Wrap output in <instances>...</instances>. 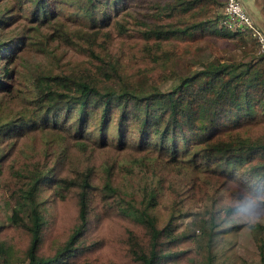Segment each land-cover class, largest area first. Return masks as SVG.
<instances>
[{"label": "trees", "instance_id": "1", "mask_svg": "<svg viewBox=\"0 0 264 264\" xmlns=\"http://www.w3.org/2000/svg\"><path fill=\"white\" fill-rule=\"evenodd\" d=\"M136 1L78 0L89 24L63 35L66 54L87 61L79 71L64 69L58 47L53 65H34L45 35L3 39L26 26L9 8L0 12V206L10 210L0 211V264H216L215 239L240 227L221 224L212 210L180 231L175 184L184 165L208 191L219 182L227 191L264 185V53L249 63L214 58L172 89L161 88L177 77L193 45L216 52L221 38L258 42L221 25L222 0H155L134 6L137 46L118 49L113 34L120 35L119 19ZM23 3L31 5L36 32L39 17L45 26L70 24L49 14V0ZM111 127L113 144L106 138ZM27 143L32 151L25 155ZM122 158L145 161L148 191L115 186ZM45 189L51 195L41 201ZM164 193L174 206L158 216ZM52 232L56 246L45 241ZM257 246L264 253V235Z\"/></svg>", "mask_w": 264, "mask_h": 264}, {"label": "rangeland", "instance_id": "2", "mask_svg": "<svg viewBox=\"0 0 264 264\" xmlns=\"http://www.w3.org/2000/svg\"><path fill=\"white\" fill-rule=\"evenodd\" d=\"M222 1L221 12L222 10L224 11L227 0ZM154 3L155 0H137L129 10L130 16L125 15L119 19L118 30L120 35L118 33L113 34L114 42H120L117 46L118 49L122 48L126 51H131L139 42L136 34L133 32V27L130 28V23L133 22L132 14L134 6L137 4L138 6L141 5L147 7ZM243 3L252 19L258 25H264V0H243ZM8 8L9 12L12 11L13 15L21 17L26 28L24 31L23 27L13 29L10 32L7 31L3 33V39H11L14 35L19 33H27L34 37H44L43 35H45L47 42L44 47V52L34 65L39 63H43L46 66L53 65L54 60L52 59L51 53L58 47L59 54L65 55V61L63 63L65 70L79 71L86 67L87 61L84 57L81 58L76 55L68 56L65 52L70 43L65 35H63V31H74V28L71 27V25L77 27L81 26V28H83L84 25L89 24V18L86 16L84 10L81 9L78 0H49V5L47 6L49 14L52 15V12L56 15L62 14L68 19L70 24L64 25L63 21H58L52 27L45 26L47 21L44 22L42 17H39V23L43 26L41 28V33L33 30L35 24L32 20V8L30 4H24L23 0H4L1 2L0 12ZM6 15L8 17V14ZM150 17H152V15L149 16V18ZM1 30L2 26H0V32ZM149 46L150 44L146 45L145 48H148ZM258 47L248 40H245L243 43L240 38H221L219 41V49L216 52H213L203 43L193 45L190 54L179 62V66L177 67V77L166 81L161 88L164 90L172 89L179 83V78L182 75L200 69L203 64L208 61L211 62L214 58H219L220 61L228 63L255 62L260 58L258 56H260L259 52L261 51L260 49L258 51ZM107 131L106 138L109 140V143L113 144L114 140L118 138L117 129L111 127ZM47 135L50 134L46 133L45 136ZM22 144L23 143H20V146L23 148ZM30 151H32V143H27L25 145L24 154L28 155ZM118 164L124 170V175L121 179L114 181L116 182L115 186L135 194L148 191L147 189L150 187L151 177L147 171V164L143 159L132 162L127 158H122ZM184 167L188 168V171L186 170V172L178 175V183L175 184L178 194L182 195L177 199V201H179V208L183 210L177 223L180 227V231L184 230L187 225L192 223V221L207 216V213L214 209V205L218 200L214 201L217 194H219V192L221 194L227 191L220 185V182L217 185H210V191H208V189L206 190L200 184L203 177L190 170L191 167L189 165L186 164ZM106 168L107 165L103 164L96 169V174L101 175ZM153 178L156 183L155 176H153ZM195 179H199V182H196ZM193 189L196 190V192ZM47 191L48 190L45 189L39 192V199L41 198V201H46L50 197L51 194ZM189 191L191 192L189 193ZM206 193H209V196L206 197ZM172 206H174V202L167 198V193H164L161 196V204L156 210L158 216H166L169 212L168 210ZM50 210L51 208L48 209V212ZM0 211L5 216L10 214L8 205H5L4 202L0 206ZM248 212L254 216L264 217L263 207L249 208ZM255 223L260 224L262 228L259 229L255 226L251 227L250 230H246L249 227V222L246 220H240L233 223V227L236 225L239 226L240 229L231 228L232 230L230 229L225 236H219L215 239L214 253L216 264H264V253H262L257 246L258 238L260 235H264V221L257 220ZM230 226L232 227V225ZM230 226H226V228L228 229ZM45 241L51 243L53 246L58 244L56 235L53 232L46 236Z\"/></svg>", "mask_w": 264, "mask_h": 264}, {"label": "clouds", "instance_id": "3", "mask_svg": "<svg viewBox=\"0 0 264 264\" xmlns=\"http://www.w3.org/2000/svg\"><path fill=\"white\" fill-rule=\"evenodd\" d=\"M262 206H264V185L240 184L238 191H225L220 194L213 212L221 224L246 220L249 222L246 230H250L251 227H255L257 220L264 221V217L254 216L248 212V209Z\"/></svg>", "mask_w": 264, "mask_h": 264}, {"label": "built area", "instance_id": "4", "mask_svg": "<svg viewBox=\"0 0 264 264\" xmlns=\"http://www.w3.org/2000/svg\"><path fill=\"white\" fill-rule=\"evenodd\" d=\"M221 25L234 33L252 35L264 53V31L247 12L243 0H227Z\"/></svg>", "mask_w": 264, "mask_h": 264}]
</instances>
